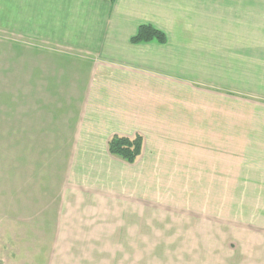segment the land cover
<instances>
[{
  "label": "crops",
  "instance_id": "obj_1",
  "mask_svg": "<svg viewBox=\"0 0 264 264\" xmlns=\"http://www.w3.org/2000/svg\"><path fill=\"white\" fill-rule=\"evenodd\" d=\"M208 1L21 0L35 15L31 27L27 24L18 33L33 34L45 41L44 48L62 52L54 68L44 64L41 80L69 81L66 96L77 103L73 138L83 149L73 150L72 167L64 168L65 183L73 177L80 181L63 187L71 195L65 203L75 204V216L49 219L51 246L45 264H264L262 223L240 226L239 233L230 228L231 234L174 233L168 227L185 223L162 214L169 208L163 200L168 182L162 180L169 171L154 166L158 157H196V105L179 100L186 84L170 92L156 91L146 82H155L152 76L159 71H188L189 58L182 59L176 52L180 46L168 38V19L194 16L196 6L208 8ZM215 1L223 5L224 17L238 13L246 24L249 12H255L263 28L258 31L264 33V0ZM5 10L4 19L23 12L14 3ZM141 24L164 32L166 41L131 43ZM70 66L75 67L71 72ZM180 117L186 137L172 143L154 139ZM139 132L143 143L138 160L128 163L107 152L109 136ZM251 170L241 168L243 186L258 190L264 185V169Z\"/></svg>",
  "mask_w": 264,
  "mask_h": 264
},
{
  "label": "rangeland",
  "instance_id": "obj_2",
  "mask_svg": "<svg viewBox=\"0 0 264 264\" xmlns=\"http://www.w3.org/2000/svg\"><path fill=\"white\" fill-rule=\"evenodd\" d=\"M208 2V8L196 6L194 16L168 19V38L180 46L182 59L189 58L188 71H159L155 82H146L170 92L186 84L179 100L196 105V157H158L154 166L169 171L162 177L168 182L163 200L169 201L163 216L185 223L168 227L174 233L231 234L230 228L239 233L240 226L264 224V185L243 186L241 176L243 166L248 172L264 169L263 28L255 12L246 24L238 13L226 18L223 5ZM13 3L23 10L20 17L2 18ZM34 15L27 2L0 0V264H45L49 219L75 216L63 187L80 185L75 177L65 183L64 175L73 150L83 151L73 138L77 103L66 96L69 81L41 80L44 64L54 68L62 52L44 48L45 41L33 34L18 33L31 27ZM184 125L182 117L175 118L165 130L169 134L154 139L181 140ZM176 204L184 207L175 211Z\"/></svg>",
  "mask_w": 264,
  "mask_h": 264
},
{
  "label": "trees",
  "instance_id": "obj_3",
  "mask_svg": "<svg viewBox=\"0 0 264 264\" xmlns=\"http://www.w3.org/2000/svg\"><path fill=\"white\" fill-rule=\"evenodd\" d=\"M152 40L164 43L166 36L164 32L150 24L139 25L136 33L130 37L131 43L149 42ZM108 148L111 154L121 157L128 163H133L141 154L142 137L139 134H135L130 138L113 134L108 140Z\"/></svg>",
  "mask_w": 264,
  "mask_h": 264
},
{
  "label": "water",
  "instance_id": "obj_4",
  "mask_svg": "<svg viewBox=\"0 0 264 264\" xmlns=\"http://www.w3.org/2000/svg\"><path fill=\"white\" fill-rule=\"evenodd\" d=\"M1 262V261H0Z\"/></svg>",
  "mask_w": 264,
  "mask_h": 264
}]
</instances>
